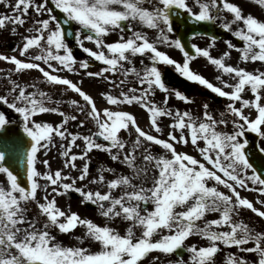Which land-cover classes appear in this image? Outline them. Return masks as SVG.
Segmentation results:
<instances>
[{"label": "snow or ice", "instance_id": "6c2138e0", "mask_svg": "<svg viewBox=\"0 0 264 264\" xmlns=\"http://www.w3.org/2000/svg\"><path fill=\"white\" fill-rule=\"evenodd\" d=\"M253 2L264 8V0ZM0 3L11 12H0V30L11 25L20 36L11 49L18 55L0 53L10 66L0 69V104L18 114L12 134L26 145L21 172L8 163L17 141L9 144L11 121L0 111V264H157L160 256L149 259L150 253L175 257L168 264H217L226 249L235 251H226L220 264H264V231L241 218L247 210L264 220V174L254 167L246 139L253 133L264 140V20L229 0ZM209 27L230 37L217 57L211 54L217 36ZM111 34L117 38L108 41ZM204 36L206 47L192 42ZM176 51L179 60L171 54ZM231 51L239 62L260 66L228 64ZM197 58L216 69L217 83L191 68ZM163 67L225 99L218 117L207 100L198 115L171 105L173 96L184 105L195 101L168 87ZM32 70L39 75L29 79ZM85 79L104 85L98 95L106 106L98 107L84 90ZM41 85L55 87L58 95ZM68 93L78 98L65 99ZM128 106L143 110L148 130ZM45 115L58 119L49 122ZM189 145L199 158L183 150ZM53 149L62 158L55 169L47 158ZM99 154L110 164L100 163L93 175L92 159ZM71 193L106 223L82 218L70 205L62 210L57 198ZM113 221L126 224L123 234L109 226ZM78 225L85 229L76 237L79 244L98 243V251L57 240L54 232L69 234ZM192 237L204 243H188Z\"/></svg>", "mask_w": 264, "mask_h": 264}, {"label": "rangeland", "instance_id": "374dc122", "mask_svg": "<svg viewBox=\"0 0 264 264\" xmlns=\"http://www.w3.org/2000/svg\"><path fill=\"white\" fill-rule=\"evenodd\" d=\"M231 2L239 5L241 8H246V9L248 8L249 10H251L250 7H252V6L257 7V8L259 6L258 4H249L247 0H232ZM0 12L6 13V14H11L10 9H5L3 7L2 3H0ZM10 29H11V25H9L4 30H0V53H4V54H8V55H14V54L18 55V53L7 52L6 49L4 48L5 45L9 41L14 40V41L18 42L20 40V36L18 34H12ZM19 31H23V30L19 29ZM112 36H113V38L117 37V35H115V34H112ZM199 45H200V47H206L207 46V44H203L201 42H199L198 46ZM86 46L94 47L90 44H87ZM171 54L178 60L181 58V54H179L178 51L173 52ZM211 54L214 57H217L219 55L217 47H215L213 50H211ZM236 55H238V54L235 53L232 56H236ZM197 61L200 63V65H205L204 67H202V72H204L205 74L209 73L211 71L210 69L214 70L213 76L209 80H211L214 84L217 83L214 79L215 75L218 74L216 69L213 66L211 68L209 65H207L208 63L206 62V60L204 58H198ZM198 62H196L192 65V69L194 71H198L199 67L196 66V64H198ZM8 67H10V66L6 62L0 61V69H3L6 71ZM168 68H170V67H168ZM171 70H173V69L171 68ZM199 74H200V72H199ZM38 75L39 74L35 70H32L31 71V77L29 79H34ZM70 78H73L74 80L77 79L76 77H70ZM195 86L198 87V85H195ZM41 87L44 88V90H46V91H51L53 95H58V93H56L55 87H46L44 85H41ZM3 88H4V83L0 82V90H3ZM83 88H84V90L88 91L95 98L97 105L106 104V102H103L102 97H100L98 95V93L100 91L106 90V88L104 87L103 84H95V83L91 82L90 80L85 79V81L83 82ZM157 92L159 93L158 90H157ZM159 94L162 95L161 93H159ZM160 95L155 94V98H156L155 100L157 102H160L158 100H161ZM64 98L67 99V98H78V97L76 96V94L68 93ZM170 104L175 106V107H179L182 111L183 110H190L189 105H186V106L182 105V102L177 101L174 96L170 99ZM128 107H129V110L132 111L137 116V119L139 121L140 126L142 128H145V130H148L146 127V125H147L146 114L143 112V110L139 109L138 106H135V107L128 106ZM201 112L202 111H200L199 107L197 108V106H196L195 111H193V115H198ZM7 114H8V116H11V118L18 119V114L12 112L9 109H7ZM43 118L49 122H51L52 120L58 119L54 115H45ZM165 123H167V120H165ZM72 130H75V129H72ZM187 148L188 149L185 151H187L189 154H192V155L196 156L197 158H199L198 153H196L193 149H191L190 145ZM159 151L162 152V150H159ZM47 158L50 160L53 169L57 168L61 164L62 158L58 157V153L55 149H53L49 153ZM76 163L81 164L82 162L77 161ZM100 163H104L106 166H108L110 164V161L108 160V158L106 157L105 154H99V155L93 156L92 163H91V166L93 165V167L91 168L93 175L96 174L95 169L99 166ZM112 166L119 168L118 165H112ZM39 167L41 168V170H44L42 168V166H39ZM0 179H4L3 174H0ZM241 194L243 196H247L250 199L253 197V195H255L253 193H247V192H242ZM39 196L42 197L43 192H40ZM79 200H80V198H79L78 194H75V193H71L68 197H58L57 198L58 205L61 207L62 210H66L67 206L70 205L71 211L77 212L82 218L91 219L93 222L97 223L100 226H103L106 223L105 219L98 214L95 207H94V210H89L88 206L80 204ZM256 206L260 207L259 205H256ZM30 213H31V210H30ZM246 214L251 217V214H249L246 210L243 212L242 217L245 218ZM214 215L215 214H209V218H214ZM252 215H253V218L251 220L252 224L254 223L255 226L257 227L258 217H255L254 214H252ZM109 226L113 227L114 229L119 231L121 234H123L124 231L126 230V224L123 221L110 222ZM84 231H85V229L82 226L78 225L69 234H60L58 231L54 232V234L57 236V240L59 242H61L62 244H64L65 246H83V247H88L91 251H98L99 250L98 243H95V242H92V241L85 239L84 244L81 245L76 240L77 236H83ZM192 242H196L198 244L204 243L203 241H200L198 237L190 238L188 243H192ZM226 251L234 252L235 249H226V250L222 251L223 253H220L216 257L217 264H220L221 257L225 254ZM152 255L160 256V260L157 262V264H168L169 259H175L173 257H164L163 254H160V253H150L149 259ZM242 255H245L250 261H254L256 259L254 254H242ZM143 264H149V261L145 260L143 262Z\"/></svg>", "mask_w": 264, "mask_h": 264}, {"label": "flooded vegetation", "instance_id": "af4514ba", "mask_svg": "<svg viewBox=\"0 0 264 264\" xmlns=\"http://www.w3.org/2000/svg\"><path fill=\"white\" fill-rule=\"evenodd\" d=\"M232 0H229V2H231ZM249 4H257L255 2H253V0H247ZM251 10H249L248 8H242V11L245 15L247 14H252L254 17L260 19V20H264V8H262L261 6L257 7H250ZM230 18V16H229ZM74 28V26H73ZM207 32L209 34H215L217 36V41H216V47L218 49V54H220L223 50H227L226 46L223 43V40L226 38H230L228 33L223 32V30L219 29V27H209L206 29ZM117 35V34H115ZM117 37H114L111 35H109L107 37L108 41H112L114 39H116ZM193 43H196L197 45L199 44V42L203 43V44H207L208 40H207V36L204 37H195L192 41ZM236 43H239L238 41H236ZM88 43L86 42V45ZM73 52L74 54L80 58L83 56V54L79 51V49L75 48L74 46V42H73ZM200 46V45H199ZM235 51H231V56L230 58H227L226 62L228 64H232L233 66H241V67H246L247 70H253L256 67L260 66V62H256L255 64L253 63H248V64H243L241 62H239L238 60V55L236 56H232L233 54H235ZM238 54V53H237ZM198 58L191 62V68L192 65L197 61ZM209 65V64H207ZM196 66H198V71L196 72H200V74H202L203 76H205V78L210 79L213 76L214 70L210 69L211 71L207 74H205L204 72H202V67H204L205 65H200V63L198 62V64H196ZM211 68L212 66L209 65ZM95 70V69H93ZM162 75H163V79L165 80V82L167 83L168 87L170 88H175L178 89L182 92H184L185 94L189 95L194 101L195 103L189 105L190 110L195 111L196 106L197 108L199 107L200 111H202V107L201 104L204 100H207V102L209 103L210 106V110L213 111L215 113V115L218 117L219 115V111L222 110L223 105L227 102L225 99L223 98H219V97H215L214 94L210 93L208 90L203 89L201 86L198 85V87H196L194 83L188 82L185 79L179 80L177 78V76H179L178 74H176L173 70H171V68L168 67H164L163 71H162ZM225 79H227V77H225ZM211 81V80H210ZM212 82V81H211ZM158 95H160L158 92L156 93ZM245 98H250V93H245ZM161 99H162V95ZM154 99H156L154 97ZM161 101V100H158ZM182 105L183 102H182ZM186 106V105H184ZM0 111H3L5 113H7V107L5 105L0 104ZM8 119L11 121V123L8 126H17V128H19V119L16 118H11V116H8ZM231 128V126L229 125V129ZM255 135V134H254ZM257 144H259L260 147H264V140L260 139L259 137H257ZM264 155V154H263ZM247 211V210H246ZM249 214H251L249 211H247ZM245 222L249 223L251 226H253L254 228H256L257 230H261L264 231V220H261L260 218H258V225L257 227L255 226V224H252V218L253 215L251 214V217L248 216L247 214L244 217H241ZM223 253V252H221Z\"/></svg>", "mask_w": 264, "mask_h": 264}, {"label": "water", "instance_id": "95a60500", "mask_svg": "<svg viewBox=\"0 0 264 264\" xmlns=\"http://www.w3.org/2000/svg\"><path fill=\"white\" fill-rule=\"evenodd\" d=\"M57 15H59V13H57ZM64 27L67 32L72 31V26L65 25ZM68 42L69 44H71L73 41L71 38H69ZM13 46L14 43L11 42V44H8L6 48H8V50L11 51ZM7 128L10 130L9 133H7V135L10 137L9 144L11 145L12 141H17V147L9 153L10 160L8 161V163L10 164V166L19 169L22 172L25 168L23 153L26 151V145L23 143H19L18 138L14 134H12L14 131L17 130L16 128L15 129L13 127H7ZM20 135L23 136L22 133H20ZM252 135L253 134L251 133H247L246 135V139L248 140V151L251 155L254 167H256L261 174H264V167H261V165L264 164V155H262L258 151L256 147L257 146L256 138L254 137L252 138ZM24 140L26 141L27 138L25 137Z\"/></svg>", "mask_w": 264, "mask_h": 264}, {"label": "bare ground", "instance_id": "6f19581e", "mask_svg": "<svg viewBox=\"0 0 264 264\" xmlns=\"http://www.w3.org/2000/svg\"><path fill=\"white\" fill-rule=\"evenodd\" d=\"M98 107L106 106V104L97 105ZM188 148H184L183 150H187Z\"/></svg>", "mask_w": 264, "mask_h": 264}]
</instances>
